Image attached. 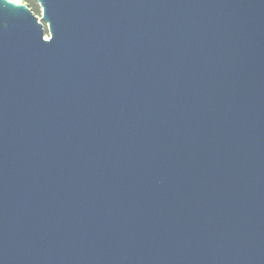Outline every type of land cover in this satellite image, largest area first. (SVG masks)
Wrapping results in <instances>:
<instances>
[{"label":"water","instance_id":"1","mask_svg":"<svg viewBox=\"0 0 264 264\" xmlns=\"http://www.w3.org/2000/svg\"><path fill=\"white\" fill-rule=\"evenodd\" d=\"M36 1L0 0V264H264V0Z\"/></svg>","mask_w":264,"mask_h":264},{"label":"trees","instance_id":"2","mask_svg":"<svg viewBox=\"0 0 264 264\" xmlns=\"http://www.w3.org/2000/svg\"><path fill=\"white\" fill-rule=\"evenodd\" d=\"M22 3L26 4L28 8L34 13H38V4L36 0H20Z\"/></svg>","mask_w":264,"mask_h":264},{"label":"rangeland","instance_id":"3","mask_svg":"<svg viewBox=\"0 0 264 264\" xmlns=\"http://www.w3.org/2000/svg\"><path fill=\"white\" fill-rule=\"evenodd\" d=\"M14 1H17V2H21L20 0H14ZM22 3V2H21ZM38 13L37 14H35L37 17H38V19L40 20V17H41V8H40V6L38 5ZM43 28H44V37L47 39L48 37H49V34H48V31H47V27H46V24L45 23H43Z\"/></svg>","mask_w":264,"mask_h":264}]
</instances>
